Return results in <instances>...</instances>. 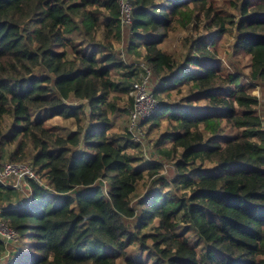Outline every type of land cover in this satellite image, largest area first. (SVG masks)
<instances>
[{"label": "trees", "instance_id": "16d2710c", "mask_svg": "<svg viewBox=\"0 0 264 264\" xmlns=\"http://www.w3.org/2000/svg\"><path fill=\"white\" fill-rule=\"evenodd\" d=\"M128 1L123 24L119 0H0V157L36 175L22 202L0 179V221L20 236L2 264H264V0ZM123 27L137 65L113 50ZM176 29L179 51L162 46ZM226 35L243 64L218 55ZM140 64L156 82L150 149L171 180L127 150V121L108 129ZM53 116L76 128L61 135Z\"/></svg>", "mask_w": 264, "mask_h": 264}, {"label": "rangeland", "instance_id": "374dc122", "mask_svg": "<svg viewBox=\"0 0 264 264\" xmlns=\"http://www.w3.org/2000/svg\"><path fill=\"white\" fill-rule=\"evenodd\" d=\"M122 32L120 34H122L123 36L121 37V39H111L112 43H113V50L114 52L123 60H125L126 62H134L135 65H137L139 62L138 61H142V57L138 56L136 53L133 52H129L126 49H124V44L127 43L128 40V35L125 33V27L121 28ZM186 33L180 29H176L173 32H170L168 35L167 40L164 42V44L162 45L163 47L169 49V50H173L175 49L176 51L181 50V38L185 35ZM233 41L232 37L229 35H226L225 37L222 38H218L217 39V44H218V55L220 57H222L224 59V61L226 62L227 59L233 60L234 62H239V64H243L244 59L240 56H235L233 55L231 52H229L230 50V43ZM141 48V47H139ZM138 48V49H139ZM141 50V49H140ZM227 67V66H226ZM142 68V66H141ZM140 70L139 66L136 69V73ZM246 71V68L244 69ZM133 82V81H132ZM156 82L155 79L152 77L150 80V85H149V90L151 91L152 88L155 86ZM253 93L256 94L260 99H262V94L260 92V90L258 88H256L255 90H253ZM126 96L127 94L125 93V95L122 97V100H119L120 104H126ZM128 96H131L130 93L128 92ZM182 96V93L179 95H175L173 93V97L171 99L175 100V98H178ZM133 98V96H131ZM73 103L76 105L82 104V101L80 100H73ZM133 104V103H132ZM132 107V106H131ZM131 107H126V112H124L123 114H119L118 116V120L117 122L111 126L108 129H116V130H122V121H127L126 125L128 128V124H129V109ZM83 110L87 112V108L85 106H82ZM35 115V114H34ZM85 126H87L89 124L88 121V116L85 119ZM45 123L47 125H52L55 127L56 131L58 133H60L63 136L69 135L75 128H76V122L74 121L73 118H62L61 116H53L50 118H47L45 120ZM165 121H163L161 123V127L160 129H162V131L166 128L165 126ZM146 127H147V123H142L141 125V133H142V138H141V143L139 146H132V147H128V151L130 152H134V153H143V155H145V157H147L148 159L151 160H155V159H159L157 160L158 162L161 161L162 163H164L165 165L163 166V169L160 171V175L166 177L168 180H171L172 178V166L171 163L169 161L163 160V158L159 157V156H154V152L151 151L150 149V145L152 144L153 138L155 136V132L156 131H152L151 133H147L146 132ZM167 143V142H166ZM135 145V144H134ZM166 145V144H165ZM13 148V147H12ZM151 151V152H150ZM8 156V155H7ZM156 157V158H155ZM9 163H15V164H21V165H25L27 168H30L31 171L33 172L34 177H36L31 164L28 161H18V162H10L9 160H7V157H0V178L2 180H4L6 183H12L14 186L16 185L19 188V191L12 196V201L14 202H22L24 201L25 197H27L25 194V192H27L26 187H24L22 184V177H20L21 175L24 174V169H22L20 172H11L9 175H7L5 178H3V166L5 164H9ZM149 181L150 179H145L144 181H141L140 184L137 186V189L135 190V192L132 194V204H135L137 202V200H139L144 194H146L147 190H148V185H149ZM22 184V187H21ZM99 184V183H97ZM101 184L103 185V189H107L108 185L104 184V182H101ZM169 188V186H166L165 189ZM174 190H176L179 194H181L185 188L179 187L177 189H175V186H173ZM138 215H136L137 217ZM136 217H130L127 218L126 220V225L127 226H134V222L136 220ZM6 227H8L6 224H4L3 222L0 221V231L2 234H6L7 232H4L3 230H5ZM0 233V240L4 241V249L0 252V264L4 263L7 258L13 254L12 252H14V249L16 246L19 245L20 243V236H18V239L16 241H11L8 242L6 241L5 236H3ZM8 242V243H6Z\"/></svg>", "mask_w": 264, "mask_h": 264}, {"label": "built area", "instance_id": "2783aa9c", "mask_svg": "<svg viewBox=\"0 0 264 264\" xmlns=\"http://www.w3.org/2000/svg\"><path fill=\"white\" fill-rule=\"evenodd\" d=\"M119 5L121 13V22L123 24H128L131 20V5L128 0H119ZM139 68L140 70L136 73L137 77L131 83L129 89L130 95L133 96V104L132 107L129 109L128 124V131L130 133L131 140L134 143H137L138 145H140L142 138V123L154 112V110L158 106V101L154 97L152 90H149L152 74L151 69L145 64H140ZM22 169H24V174L20 177L23 178L26 175L34 177L33 172L30 168H27L25 165L15 163H9L3 166L2 177L5 178L11 172H20ZM5 228L6 229L3 231L8 232L6 234H2L0 231V233L5 236L6 241H16L18 239V232L6 226Z\"/></svg>", "mask_w": 264, "mask_h": 264}]
</instances>
